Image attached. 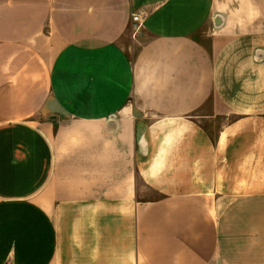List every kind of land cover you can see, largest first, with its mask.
<instances>
[{
  "label": "crops",
  "instance_id": "0c3cea01",
  "mask_svg": "<svg viewBox=\"0 0 264 264\" xmlns=\"http://www.w3.org/2000/svg\"><path fill=\"white\" fill-rule=\"evenodd\" d=\"M236 1L0 0V264H264V0Z\"/></svg>",
  "mask_w": 264,
  "mask_h": 264
},
{
  "label": "rangeland",
  "instance_id": "374dc122",
  "mask_svg": "<svg viewBox=\"0 0 264 264\" xmlns=\"http://www.w3.org/2000/svg\"><path fill=\"white\" fill-rule=\"evenodd\" d=\"M244 0H237L236 1V4H238L237 2H239V4H242V3H240V2H243ZM221 24H222V22L221 21H219V19L216 17L215 19H214V22H213V24H211L210 26H209V31L211 30H215L216 31V33L218 32V30L219 29H222V28H220V26H221ZM139 27H137V29H138ZM205 28V27H204ZM201 34H202V32H201Z\"/></svg>",
  "mask_w": 264,
  "mask_h": 264
},
{
  "label": "built area",
  "instance_id": "2783aa9c",
  "mask_svg": "<svg viewBox=\"0 0 264 264\" xmlns=\"http://www.w3.org/2000/svg\"><path fill=\"white\" fill-rule=\"evenodd\" d=\"M131 18H132V21L135 22L137 24V27H140L141 26V20H140V16L139 14L137 13H132L131 14ZM9 264V263H7Z\"/></svg>",
  "mask_w": 264,
  "mask_h": 264
}]
</instances>
